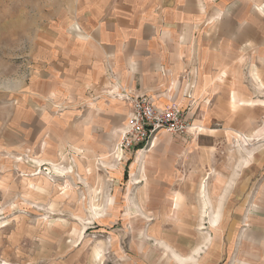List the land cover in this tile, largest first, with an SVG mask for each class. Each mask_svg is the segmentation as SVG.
Segmentation results:
<instances>
[{
  "label": "rangeland",
  "instance_id": "374dc122",
  "mask_svg": "<svg viewBox=\"0 0 264 264\" xmlns=\"http://www.w3.org/2000/svg\"><path fill=\"white\" fill-rule=\"evenodd\" d=\"M81 1L0 0V264H239L217 252L264 180V58L205 89L185 135L122 153L126 92L65 62Z\"/></svg>",
  "mask_w": 264,
  "mask_h": 264
},
{
  "label": "crops",
  "instance_id": "0c3cea01",
  "mask_svg": "<svg viewBox=\"0 0 264 264\" xmlns=\"http://www.w3.org/2000/svg\"><path fill=\"white\" fill-rule=\"evenodd\" d=\"M81 7L82 31L65 62L80 70L90 94L121 97L126 92V99H116L126 108L121 127L133 111L129 98L139 96L161 109L180 106L188 120L205 89L220 90L219 80L229 74L244 76L253 51L254 59L264 58V0H82ZM236 94L232 90L233 104L256 105L237 102ZM102 104V116L109 118L114 107ZM253 183L254 207L246 218L245 213L235 216L232 221L240 222L236 231L234 223L226 225L229 245L224 241L217 252L223 248L228 257L236 250L239 264H264V180ZM248 186L243 183L236 193L243 197ZM146 201L153 203L150 197Z\"/></svg>",
  "mask_w": 264,
  "mask_h": 264
},
{
  "label": "built area",
  "instance_id": "2783aa9c",
  "mask_svg": "<svg viewBox=\"0 0 264 264\" xmlns=\"http://www.w3.org/2000/svg\"><path fill=\"white\" fill-rule=\"evenodd\" d=\"M133 111L127 119V124L120 133L118 150L135 151L153 143L160 132L173 135H185L190 124L184 110L180 106H170L168 109L157 107L151 98L139 96L129 98Z\"/></svg>",
  "mask_w": 264,
  "mask_h": 264
}]
</instances>
